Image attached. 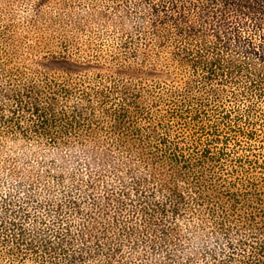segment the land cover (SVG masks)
<instances>
[{"label": "trees", "instance_id": "1", "mask_svg": "<svg viewBox=\"0 0 264 264\" xmlns=\"http://www.w3.org/2000/svg\"><path fill=\"white\" fill-rule=\"evenodd\" d=\"M86 5L0 19V264H264V0Z\"/></svg>", "mask_w": 264, "mask_h": 264}, {"label": "rangeland", "instance_id": "2", "mask_svg": "<svg viewBox=\"0 0 264 264\" xmlns=\"http://www.w3.org/2000/svg\"><path fill=\"white\" fill-rule=\"evenodd\" d=\"M64 2H67L69 7H63L65 4ZM38 7H40L44 13H48V16L31 21L33 12ZM88 8L89 6L86 5V0H0V19H10L17 22L19 26L23 28L22 34L27 39L31 40L37 39L36 33L32 35L28 32L32 31L31 27L33 25L45 26L44 24H53L57 21V18L59 20V25L66 28H73L74 24H79L80 26L88 25L90 29L94 28L92 27L93 24H90L88 20L84 19V16L88 13ZM57 14H59L60 17H57ZM46 18H49V21L45 22L44 19ZM93 21L95 20L93 19ZM93 32H96V28L93 29ZM76 36L80 41H86L90 38L87 31Z\"/></svg>", "mask_w": 264, "mask_h": 264}]
</instances>
